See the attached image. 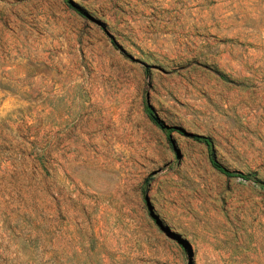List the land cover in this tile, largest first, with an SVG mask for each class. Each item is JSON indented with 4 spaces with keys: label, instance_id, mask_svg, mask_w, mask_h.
<instances>
[{
    "label": "rangeland",
    "instance_id": "obj_1",
    "mask_svg": "<svg viewBox=\"0 0 264 264\" xmlns=\"http://www.w3.org/2000/svg\"><path fill=\"white\" fill-rule=\"evenodd\" d=\"M70 1L0 0V264H264V0Z\"/></svg>",
    "mask_w": 264,
    "mask_h": 264
},
{
    "label": "trees",
    "instance_id": "obj_2",
    "mask_svg": "<svg viewBox=\"0 0 264 264\" xmlns=\"http://www.w3.org/2000/svg\"><path fill=\"white\" fill-rule=\"evenodd\" d=\"M64 2L67 4V6L69 8H71L79 16H81V17L86 16V14L79 7H77L72 1L64 0ZM113 44H114V42H113ZM143 112L146 115V117L148 118V120L153 125H155L161 131L164 132L165 136H167L168 139H169V134L172 131H176L180 134H183V135L190 137L191 139H193L196 142L203 144L206 147L208 162L211 165V167L213 169H215L217 172L221 173L222 175H224L226 177H237V178H240L243 180L251 179L253 181H256L254 176H253V173H242L239 171L229 170V169L225 168L222 164H220L214 156V150H213L212 142L207 136L201 135V134H196V133L185 132L184 130H182L180 128H176L174 126H170V125L165 124L158 117L156 112L153 110L152 106L147 101L143 102ZM261 187H264V185L261 184Z\"/></svg>",
    "mask_w": 264,
    "mask_h": 264
}]
</instances>
